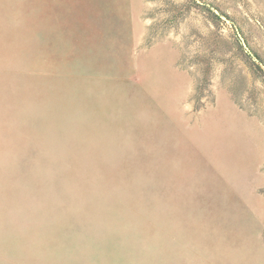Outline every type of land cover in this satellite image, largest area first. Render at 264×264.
Instances as JSON below:
<instances>
[{
  "label": "rangeland",
  "instance_id": "374dc122",
  "mask_svg": "<svg viewBox=\"0 0 264 264\" xmlns=\"http://www.w3.org/2000/svg\"><path fill=\"white\" fill-rule=\"evenodd\" d=\"M0 264H264V0H0Z\"/></svg>",
  "mask_w": 264,
  "mask_h": 264
}]
</instances>
